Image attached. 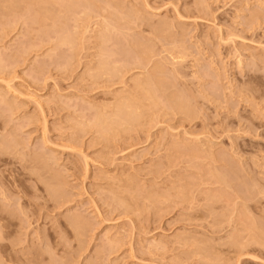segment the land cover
I'll return each instance as SVG.
<instances>
[{
  "label": "rangeland",
  "instance_id": "1",
  "mask_svg": "<svg viewBox=\"0 0 264 264\" xmlns=\"http://www.w3.org/2000/svg\"><path fill=\"white\" fill-rule=\"evenodd\" d=\"M0 264H264V0H0Z\"/></svg>",
  "mask_w": 264,
  "mask_h": 264
},
{
  "label": "bare ground",
  "instance_id": "2",
  "mask_svg": "<svg viewBox=\"0 0 264 264\" xmlns=\"http://www.w3.org/2000/svg\"><path fill=\"white\" fill-rule=\"evenodd\" d=\"M44 4H45V3H44ZM107 58H108V57H107ZM104 61H105V60H104ZM111 66H112V65H111ZM112 70H113V69H112ZM110 71H111V70H110ZM144 82H145V84H148L147 81H144ZM117 115H118V114H117Z\"/></svg>",
  "mask_w": 264,
  "mask_h": 264
}]
</instances>
